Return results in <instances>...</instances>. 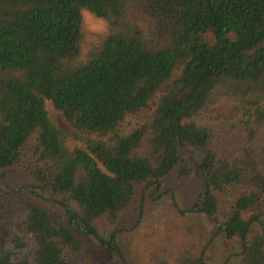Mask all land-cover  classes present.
<instances>
[{
  "label": "trees",
  "instance_id": "obj_1",
  "mask_svg": "<svg viewBox=\"0 0 264 264\" xmlns=\"http://www.w3.org/2000/svg\"><path fill=\"white\" fill-rule=\"evenodd\" d=\"M82 10L107 32L79 60ZM191 155L203 189L176 219L204 215L239 241L234 264H264V0H0V170L22 169L67 220L0 210V264H76L78 234L121 260L119 216L172 173L190 178ZM177 225L142 264H208Z\"/></svg>",
  "mask_w": 264,
  "mask_h": 264
},
{
  "label": "rangeland",
  "instance_id": "obj_2",
  "mask_svg": "<svg viewBox=\"0 0 264 264\" xmlns=\"http://www.w3.org/2000/svg\"><path fill=\"white\" fill-rule=\"evenodd\" d=\"M81 18L82 41L79 60H84L91 47L96 45L107 32V23L86 10L81 11ZM46 110L57 129H70L62 115L55 111L49 102H46ZM149 114L150 111L144 110L139 118L146 120ZM136 121V119H128L122 133L127 134ZM224 124L227 125L228 122ZM68 144L73 145V142L70 141ZM147 150L145 140L141 144L139 152L143 154L147 153ZM190 160L193 165L190 178L183 182L175 172L172 173L161 180L159 189L156 190L154 187L146 189L143 194L141 213L131 211L119 216L116 221L117 245L122 258L112 264H142L141 262L144 261L147 252L153 245L159 246L169 239L173 241L178 239L176 228L180 226L177 224H180L181 220L183 223L187 221L194 232V239L198 248L203 249V259L206 263L222 264L227 259L230 264L236 263L241 251L239 241L230 242L221 235H217L214 225L202 214L188 213L181 220L175 217L173 204L179 209L188 210L196 195L203 189L202 175L198 169L199 158L191 155ZM35 185L33 179L22 169L0 170V210L10 214L17 212L18 208L33 203L43 208L52 219L67 224L64 213L55 203L56 199L46 192H41ZM29 187H33V189L31 190ZM1 222L4 225L11 224L8 221V215L3 216ZM262 225L264 229V217ZM172 227H175V230H172ZM258 231L259 227L255 226L251 233L255 234ZM1 234L0 231V247L4 241ZM166 235H169L170 238L166 239ZM78 238L82 242V249L76 264H108L106 255L92 237L78 234ZM30 255L29 252H26L22 256Z\"/></svg>",
  "mask_w": 264,
  "mask_h": 264
}]
</instances>
